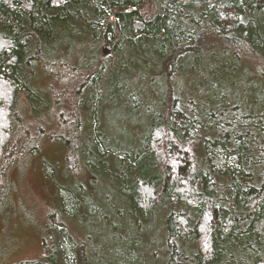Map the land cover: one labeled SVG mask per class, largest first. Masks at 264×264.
I'll use <instances>...</instances> for the list:
<instances>
[{"label": "trees", "instance_id": "obj_1", "mask_svg": "<svg viewBox=\"0 0 264 264\" xmlns=\"http://www.w3.org/2000/svg\"><path fill=\"white\" fill-rule=\"evenodd\" d=\"M82 19L85 30L76 28ZM81 35L132 55L136 76L98 65L96 48L77 46L87 41L79 42ZM73 38L77 48L70 52ZM66 58H76L75 71L66 95L47 100L48 117L56 118L49 136L65 139L67 129L78 139L68 156L76 150L86 159L89 187L117 172L108 157L128 158L87 132V125L97 126L96 108L121 103L131 120L139 115L132 120L139 128L133 159L118 191L117 216L129 234L138 235L135 217L163 223V240L158 229L146 230L165 251L160 257L148 250L160 264H233L237 253L240 264H264V0H0V180L15 152L16 85L28 81L29 95L32 69L53 74L55 60ZM85 58L91 60L82 66ZM116 81L122 89L113 96ZM150 91L157 94L144 127L140 101ZM177 115L185 119L181 125ZM71 191L67 204L61 200L64 216L73 215L71 195L87 200L80 186ZM74 253L80 264H100L91 253Z\"/></svg>", "mask_w": 264, "mask_h": 264}, {"label": "rangeland", "instance_id": "obj_2", "mask_svg": "<svg viewBox=\"0 0 264 264\" xmlns=\"http://www.w3.org/2000/svg\"><path fill=\"white\" fill-rule=\"evenodd\" d=\"M83 20L76 28L85 30L86 21ZM86 38L81 35L78 41L87 40ZM71 41L74 46L77 44L76 38ZM105 45L107 44L97 45L94 42L89 44L87 40L77 46L89 51L96 48L97 64L104 63L110 70L118 71V74L129 75L131 71L137 72L132 55L109 48L108 54L102 56V48ZM65 47L62 50L66 52L70 50L67 44ZM76 48V46L71 48L70 52H74ZM101 58L105 60L101 62ZM74 60L76 58H66L60 64L55 60L54 67L57 68L54 69L55 72L51 70L53 74L43 72L42 66L36 65L35 69H32L36 79L30 78L29 95L25 87L23 88L24 83L28 81L16 85V118L12 141L15 144V152L10 153V159L4 165L6 170H3L4 174L0 180V264H19L37 259L46 264H80L74 250L76 254L80 252L85 256L88 253L93 254L100 264H132L136 260H140L139 264H160L157 255L151 254L148 250L159 253L160 257H164L165 251L157 249L161 245L156 242L150 231L146 230L155 232L154 229H158L157 236L163 240L165 234L163 223L160 226L152 225L146 219L141 221L136 217L133 223L128 216V224L132 229H135L132 223L135 224V231L138 232V235L134 236L125 228L123 218L117 216L118 205L122 203L119 201L118 191L123 186L122 180L127 176V164L133 159L130 147L137 144L134 135L139 128H135L134 131L135 124L132 120L139 115H134L131 120L132 115L121 103L108 102L96 108L93 115L97 126L93 123L87 125V132L97 134L108 146L125 152L128 158L120 162L121 157H108L109 166L115 167L117 172L114 171L112 175L107 173L102 179L97 178L95 184L90 187L87 180L93 178L82 171L86 159L76 150L72 156H68L70 146L80 144L78 139L68 133L67 129L63 130L65 139L49 136L55 130L56 118L51 116L49 119L51 107L47 100L54 97L61 99L66 95L72 72L75 71ZM89 60L91 59L82 60V66ZM135 72L133 75L136 76ZM183 75L181 80L186 78ZM194 83L195 81H192V84L188 83L192 90L196 87ZM121 89L116 81L111 87V95L117 96ZM154 93L148 92V96L145 97L147 102L140 101L144 106L142 111L144 118L146 111L149 114L152 112V104L155 101L153 98L156 96ZM82 113L84 117L85 112ZM149 116L142 120L145 121L144 127L149 126L151 115ZM178 117L179 115L175 121L181 125L185 119L181 117L182 121ZM100 149L102 151L103 147ZM120 163L121 167L118 166ZM226 183L221 182L225 185ZM76 186L87 192V197L84 198L87 200H79L71 195V199L76 202L71 209L73 215L64 216L61 213L62 202L68 203L67 195H70ZM88 189L91 194H88ZM165 205L169 206V202ZM68 207L71 208L70 205ZM64 212L70 214L66 207ZM56 224H60L64 231H59ZM237 256L238 259L233 261V264H240V253H237ZM219 264L227 262L222 260Z\"/></svg>", "mask_w": 264, "mask_h": 264}, {"label": "water", "instance_id": "obj_3", "mask_svg": "<svg viewBox=\"0 0 264 264\" xmlns=\"http://www.w3.org/2000/svg\"><path fill=\"white\" fill-rule=\"evenodd\" d=\"M109 45H105L104 48H102L101 55L106 56L108 54Z\"/></svg>", "mask_w": 264, "mask_h": 264}]
</instances>
